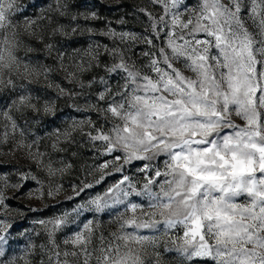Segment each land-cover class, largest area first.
I'll use <instances>...</instances> for the list:
<instances>
[{
  "label": "snow or ice",
  "instance_id": "snow-or-ice-1",
  "mask_svg": "<svg viewBox=\"0 0 264 264\" xmlns=\"http://www.w3.org/2000/svg\"><path fill=\"white\" fill-rule=\"evenodd\" d=\"M136 11L0 0V264H264V0Z\"/></svg>",
  "mask_w": 264,
  "mask_h": 264
},
{
  "label": "rangeland",
  "instance_id": "rangeland-1",
  "mask_svg": "<svg viewBox=\"0 0 264 264\" xmlns=\"http://www.w3.org/2000/svg\"><path fill=\"white\" fill-rule=\"evenodd\" d=\"M90 3H93L96 10H98L99 13L107 19V21H111L112 26L118 31L129 30L138 32L142 30V22H146V18L136 11V7L145 6L147 4V0H120L119 4L116 3V0H105L104 3H101L100 0H90ZM28 11L29 14H31L32 9H29ZM121 18L127 21V23L123 25L117 24L116 21ZM62 22L67 23V21ZM92 23H94L97 27H103L105 21H95ZM104 42L108 41L105 39ZM11 203L13 206H16L19 202L11 201Z\"/></svg>",
  "mask_w": 264,
  "mask_h": 264
}]
</instances>
